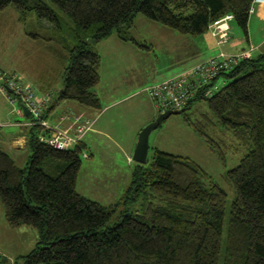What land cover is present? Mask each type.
<instances>
[{"label":"trees","instance_id":"obj_1","mask_svg":"<svg viewBox=\"0 0 264 264\" xmlns=\"http://www.w3.org/2000/svg\"><path fill=\"white\" fill-rule=\"evenodd\" d=\"M48 1L75 26L72 36L58 41L69 52L70 64L48 116L63 102L101 109L94 92L100 83L101 58L91 46L115 31L122 41H129L122 31L132 28L137 15L188 37L205 35L213 24L233 15L247 37L254 2ZM9 8L21 14V21L35 14L39 26L63 32L62 21L44 0H0V13ZM223 77L227 81L220 92L206 99L205 92ZM197 101L207 105L218 126L249 147L240 165L227 173L236 198L229 216L225 264H264V54L222 73L183 114ZM186 121L215 150L203 125L188 117ZM46 134L39 127L30 130L32 157L26 169L0 148V202L6 223L13 230L30 227L40 233L23 264H219L227 195L200 166L157 150L150 167L137 166L125 197L136 202L145 195L149 203L135 214H122L121 221L109 228L117 207H104L76 192L84 143L74 151H58L39 142L38 137Z\"/></svg>","mask_w":264,"mask_h":264},{"label":"rangeland","instance_id":"obj_2","mask_svg":"<svg viewBox=\"0 0 264 264\" xmlns=\"http://www.w3.org/2000/svg\"><path fill=\"white\" fill-rule=\"evenodd\" d=\"M44 2L62 21V34L55 32V27L54 30L39 26L35 14L21 21V14L14 8H9L0 13V67L6 72L17 73L28 85L39 86L47 82L50 94L57 98L70 64L69 52L58 41H66V34L68 37L72 36L75 26L50 1ZM232 27L235 31L232 36H239L247 41L246 35L235 22ZM250 31L253 32V29ZM122 32L129 41H122L115 31L110 38L91 46L101 58L100 83L94 90L100 100L101 109L85 110L86 108L77 103L63 102L47 118L53 127L63 128L65 124L61 119L77 125L79 121H89L92 124L93 132L84 140L87 148L81 155L82 167L76 192L104 207H117L108 223L109 228L121 221L122 214H135L149 203L145 195L136 202L125 198L132 184L133 173L140 166L133 160L139 135L160 116L155 109L156 103L147 96L146 88L187 72V66L197 64L201 56L214 57V51L201 52L200 47L192 42L205 37L209 39L208 44L213 45L211 32L201 37L181 36L143 15H137L132 28ZM259 36V31L255 30L253 38L256 43L261 38ZM186 42L188 45L185 46ZM67 44L73 47L71 42L68 41ZM218 85L222 87L219 83ZM143 88L146 94L135 97ZM82 110L88 114V117H84L87 119H80L79 111ZM5 112L12 115L8 118L11 124L29 120L21 115L19 104L12 106L0 93V116ZM187 117L193 124L203 125L204 133L217 146L215 150L197 134L186 121ZM12 131V127H0V138ZM157 150L192 160L226 193L227 207L219 261V264H225L229 216L236 198L234 189L227 181V173L240 165L249 153V147L218 126L207 105L197 101L183 115L169 118L152 133L146 167L152 164ZM84 153L90 159H85ZM220 154L224 155L223 160L220 159ZM29 162L26 154L17 161V165L26 169ZM39 240L40 233L34 228H9L0 202V264L4 259L8 261H5L6 264H23L25 257L36 248Z\"/></svg>","mask_w":264,"mask_h":264},{"label":"built area","instance_id":"obj_3","mask_svg":"<svg viewBox=\"0 0 264 264\" xmlns=\"http://www.w3.org/2000/svg\"><path fill=\"white\" fill-rule=\"evenodd\" d=\"M255 11V3H253L250 16L254 15ZM233 21L234 16L228 15L210 27L209 30L212 36L218 40L219 45L228 42L230 23ZM249 59L250 52H242L238 55L222 54L193 67L179 76L147 87L145 92L156 103V109L161 114L168 111H184L190 103L196 100L197 95L219 79L222 73L233 70L240 63ZM0 88L7 94L9 103L12 106L19 104L22 116H25L23 107L30 112L26 124L28 128L39 127L48 132L46 135L39 136L38 140L41 144L54 150L74 151L83 143L85 136L92 130V124L89 121H79L78 130L73 135L52 127L45 117L48 118L49 111L55 102L54 96L50 93L46 95L39 94L33 85L25 84L17 73L6 72L1 67ZM220 90L221 87L217 81V84L205 92L204 97L210 100ZM84 158L90 159L86 153H84Z\"/></svg>","mask_w":264,"mask_h":264},{"label":"crops","instance_id":"obj_4","mask_svg":"<svg viewBox=\"0 0 264 264\" xmlns=\"http://www.w3.org/2000/svg\"><path fill=\"white\" fill-rule=\"evenodd\" d=\"M255 9H256L255 14L252 15L250 17V20H249V25H248V31L249 32H248V36L246 37L247 41H245L244 39H242L239 36H237V37L232 36L233 33L235 35V31L232 27L233 23H230L229 40L226 44L219 45L217 42L218 40L216 41L213 37L211 39L213 45H209L208 44L209 39H207L205 37L197 38L196 41H192L193 44L196 47H200L199 50L201 52L202 51L203 52L204 51H208V52L214 51V57H219L222 54L238 55L242 52H250V58L252 59V58H255L259 55L264 54V2H262V0L257 2V4H255ZM252 29H253V32L250 31ZM255 30L259 31V35H260L259 37H261L258 39L257 43H256V40L253 38ZM209 32H210V30H209ZM53 42L55 43L56 41H53ZM184 45L185 46L188 45V42L184 43ZM201 54H203V53H201ZM201 57L198 58V60L196 62L197 64H191L193 66H187L188 68L186 71L192 69L193 67H195V66H197L203 62H206V61L214 58L212 56L210 58H208L207 56H204V58H201ZM226 81H227L226 78L223 77V79L221 78L220 81H218V83L223 87L224 84L226 83ZM34 87L37 89V91L41 95H46V94L50 93V88H49L50 86L47 82H44V85L41 84L39 86H34ZM145 88H143L140 92H138L135 95V97H139L142 94H144ZM0 93L3 96H5V98L8 100L7 94L4 93L1 90V88H0ZM83 108L85 109V107H83ZM155 109H156V107H155ZM56 110H57V108L53 112H50L49 116L54 114L56 112ZM85 110H87V108ZM156 111L158 112L157 109H156ZM83 113H84L83 110H82V112L79 111V114L81 115L80 119H83L84 117H88V114H85V113L83 114ZM158 114L160 115V113H158ZM11 116L12 115L6 114V112L4 115L0 116V127H9V128L12 127L13 128L12 132H10L8 135H5L4 137L0 138V148L4 152L9 154L17 164V161H19L21 158H23L26 154H27L28 159H30V155L32 153L30 152V150L28 148V142H29V132L32 128H28L26 126L28 121L24 122V123L23 122H17L15 124H11L9 122L10 120H8V118L10 119ZM84 119H87V118H84ZM61 122H64V124H65V126L63 128H61V127H54V128L62 130L63 132L66 131L65 133H67L69 135H73L77 132L79 125H77L75 123H69V121H65L64 119H61ZM15 129H19L20 131H15ZM92 132H93V129L88 134H90ZM88 134L85 136L84 140L86 139ZM83 143H84V141H83ZM84 146H85V148H87V145L85 143H84Z\"/></svg>","mask_w":264,"mask_h":264},{"label":"water","instance_id":"obj_5","mask_svg":"<svg viewBox=\"0 0 264 264\" xmlns=\"http://www.w3.org/2000/svg\"><path fill=\"white\" fill-rule=\"evenodd\" d=\"M23 111L26 117H29L30 112L23 107ZM183 111H168L165 114L159 116V118L149 126H147L139 135L137 147L134 153L133 160L140 166H146L148 164V156L150 152V137L154 131H156L162 123L167 121L173 116H181Z\"/></svg>","mask_w":264,"mask_h":264},{"label":"clouds","instance_id":"obj_6","mask_svg":"<svg viewBox=\"0 0 264 264\" xmlns=\"http://www.w3.org/2000/svg\"><path fill=\"white\" fill-rule=\"evenodd\" d=\"M259 1H261V0H254L253 3L257 4V2H259ZM262 2H264V0H262Z\"/></svg>","mask_w":264,"mask_h":264}]
</instances>
